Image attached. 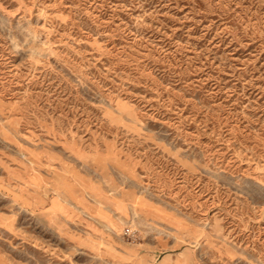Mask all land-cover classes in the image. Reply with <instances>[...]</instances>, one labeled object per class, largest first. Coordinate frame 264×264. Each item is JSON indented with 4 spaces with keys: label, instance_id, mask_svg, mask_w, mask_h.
I'll use <instances>...</instances> for the list:
<instances>
[{
    "label": "rangeland",
    "instance_id": "1",
    "mask_svg": "<svg viewBox=\"0 0 264 264\" xmlns=\"http://www.w3.org/2000/svg\"><path fill=\"white\" fill-rule=\"evenodd\" d=\"M0 264H264V0H0Z\"/></svg>",
    "mask_w": 264,
    "mask_h": 264
},
{
    "label": "clouds",
    "instance_id": "2",
    "mask_svg": "<svg viewBox=\"0 0 264 264\" xmlns=\"http://www.w3.org/2000/svg\"><path fill=\"white\" fill-rule=\"evenodd\" d=\"M24 33H25V36H24L23 44H20L15 38L12 39L14 50L17 52L24 51L25 50L24 45H27L30 40L34 42L35 40L39 39L38 35L34 31H32L30 28L24 29ZM29 58L34 59V56L30 54Z\"/></svg>",
    "mask_w": 264,
    "mask_h": 264
}]
</instances>
